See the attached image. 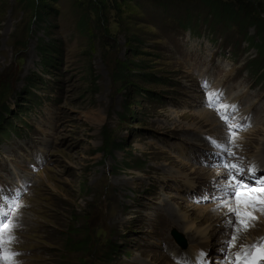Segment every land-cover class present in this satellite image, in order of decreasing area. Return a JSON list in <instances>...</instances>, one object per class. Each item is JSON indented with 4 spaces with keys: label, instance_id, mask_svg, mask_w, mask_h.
I'll return each mask as SVG.
<instances>
[{
    "label": "rangeland",
    "instance_id": "374dc122",
    "mask_svg": "<svg viewBox=\"0 0 264 264\" xmlns=\"http://www.w3.org/2000/svg\"><path fill=\"white\" fill-rule=\"evenodd\" d=\"M209 1L0 0L12 264H225L235 217L212 197L237 163L213 142L246 166L264 154V0H215L225 16ZM205 83L234 109L205 107ZM248 211L228 259L264 238V211Z\"/></svg>",
    "mask_w": 264,
    "mask_h": 264
},
{
    "label": "snow or ice",
    "instance_id": "6c2138e0",
    "mask_svg": "<svg viewBox=\"0 0 264 264\" xmlns=\"http://www.w3.org/2000/svg\"><path fill=\"white\" fill-rule=\"evenodd\" d=\"M202 87L205 89V107L213 108L218 112L221 110L226 112L230 107L234 109V106L222 104L218 93L208 91L209 86L207 83L202 85ZM222 119L225 120L228 129L226 133L227 139L231 142L232 137L235 135L233 129L239 128V125L229 124L226 116L222 117ZM213 144L217 148H223L227 155H234L226 145L216 142H213ZM224 167L228 171L223 179L228 182L224 185H214L222 195L212 198L219 201L218 208H226L228 215L235 217V221L230 218L225 222L233 232V235L223 242L225 264H261V262H264V238L252 245H242L241 250L236 252L231 259H228V251L230 248L235 247L240 230L247 231L252 226V222L257 219L256 216L248 211V208L252 207L264 211V196L252 195V193L257 192L264 194V184L258 189L255 186L249 187L246 184V175H254L255 166L249 169L247 173L245 169L236 164H225ZM203 199L207 200L209 197L205 196ZM10 215V211H4L3 208H0V264H12L14 257L18 255L5 247L6 244H11L15 239L12 235L14 225L8 219ZM200 256L203 258L204 253L201 252ZM178 264H187V260L179 261ZM201 264H203V260Z\"/></svg>",
    "mask_w": 264,
    "mask_h": 264
},
{
    "label": "bare ground",
    "instance_id": "6f19581e",
    "mask_svg": "<svg viewBox=\"0 0 264 264\" xmlns=\"http://www.w3.org/2000/svg\"><path fill=\"white\" fill-rule=\"evenodd\" d=\"M209 67V66H208ZM208 70V69H207ZM203 80H205V79H203ZM203 83V82H202ZM218 87H220V86H218ZM223 87V86H222ZM212 91H214V90H212ZM229 91V90H228ZM216 93H218L219 94V96H220V94L222 93V91L221 90H218ZM228 92H226V94H227ZM225 95V94H224ZM232 97V96H231ZM230 98V97H229ZM226 104V103H225ZM230 106H232V103H230ZM205 109V108H204ZM253 109V108H252ZM229 111V110H228ZM251 111V110H250ZM220 113V112H219ZM229 113H231V112H229ZM223 115V114H222ZM237 115V114H236ZM235 115V116H236ZM238 117V119L241 121L240 123H246V117L244 118V116L243 115H237ZM247 116V115H246ZM234 120V119H233ZM256 121V120H255ZM215 124V123H214ZM240 125V124H239ZM221 130V129H220ZM260 131H262L261 129H260ZM223 132V131H222ZM219 135H221V132H219L218 133ZM222 141V140H221ZM232 141L233 142H236L233 138H232ZM227 142H229V141H227ZM232 142V143H233ZM223 145V144H222ZM240 151V150H239ZM225 153V152H224ZM221 154V153H220ZM227 155V154H226ZM243 155V154H242ZM222 156V155H221ZM229 156V160L231 161L232 160V162H236L237 163V166H239V167H244V166H246V162L244 161V160H241V158H239V159H235V156H233V155H228ZM249 157V156H248ZM220 158V157H219ZM253 161L254 162H259V161H264V154L262 153V152H259V151H257L256 153H254L253 155H251L250 157H249V160H248V165L246 166V168H247V172H248V170L249 169H251V168H253ZM227 169L224 171L226 174H227ZM264 171V168H262V169H258V170H255V173H254V175H257V174H260V173H262ZM246 172V173H247ZM254 175H247V179H245V180H249L250 182H253V177L252 176H254ZM186 178H188V177H186ZM186 181V180H185ZM252 195H254L253 193H252ZM212 213V212H211ZM195 225L193 224L192 225V227H194ZM197 226V225H196ZM198 228V227H197ZM197 228H193V230H189L188 232H187V234H189L191 237H192V239H194V240H196V241H201L202 239H197L196 237H200V231H199V229H197ZM188 236V235H187ZM189 237V236H188ZM208 237L209 236H207V238L206 239H204L203 241L204 242H202L201 244H207V241H208ZM201 244H199L200 246H201ZM199 245H195L194 247H191V249H190V252L191 253H193L194 251H198L200 248H203L204 249V247H206L207 245H202V247H200ZM238 252V251H237ZM236 252L234 251V252H231V255H234Z\"/></svg>",
    "mask_w": 264,
    "mask_h": 264
},
{
    "label": "trees",
    "instance_id": "16d2710c",
    "mask_svg": "<svg viewBox=\"0 0 264 264\" xmlns=\"http://www.w3.org/2000/svg\"><path fill=\"white\" fill-rule=\"evenodd\" d=\"M208 3L211 4L212 8L215 10V14H218L219 16H225V14L227 15V12L224 10H228V8H226L222 3L216 2L215 0L213 2L209 1ZM39 10L41 9H37V11Z\"/></svg>",
    "mask_w": 264,
    "mask_h": 264
},
{
    "label": "water",
    "instance_id": "95a60500",
    "mask_svg": "<svg viewBox=\"0 0 264 264\" xmlns=\"http://www.w3.org/2000/svg\"><path fill=\"white\" fill-rule=\"evenodd\" d=\"M176 237H177V240H179L180 243H182V242L184 243V240H183V238L180 235L176 234Z\"/></svg>",
    "mask_w": 264,
    "mask_h": 264
}]
</instances>
